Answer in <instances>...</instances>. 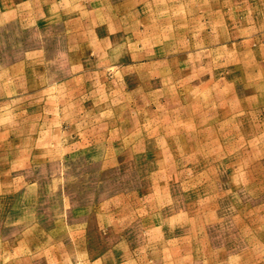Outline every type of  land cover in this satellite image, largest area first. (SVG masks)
<instances>
[{"label":"rangeland","instance_id":"1","mask_svg":"<svg viewBox=\"0 0 264 264\" xmlns=\"http://www.w3.org/2000/svg\"><path fill=\"white\" fill-rule=\"evenodd\" d=\"M0 264H264V0H0Z\"/></svg>","mask_w":264,"mask_h":264}]
</instances>
